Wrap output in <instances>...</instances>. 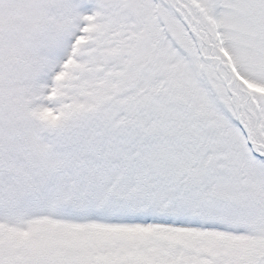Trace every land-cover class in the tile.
Instances as JSON below:
<instances>
[{
	"label": "snow or ice",
	"instance_id": "obj_1",
	"mask_svg": "<svg viewBox=\"0 0 264 264\" xmlns=\"http://www.w3.org/2000/svg\"><path fill=\"white\" fill-rule=\"evenodd\" d=\"M0 264H264V0H0Z\"/></svg>",
	"mask_w": 264,
	"mask_h": 264
}]
</instances>
